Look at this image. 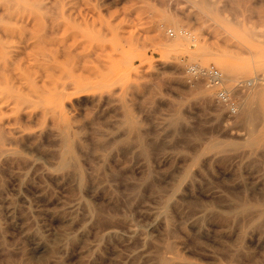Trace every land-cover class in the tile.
Returning <instances> with one entry per match:
<instances>
[{
	"label": "rangeland",
	"instance_id": "rangeland-1",
	"mask_svg": "<svg viewBox=\"0 0 264 264\" xmlns=\"http://www.w3.org/2000/svg\"><path fill=\"white\" fill-rule=\"evenodd\" d=\"M162 261L264 264V0H0V264Z\"/></svg>",
	"mask_w": 264,
	"mask_h": 264
},
{
	"label": "built area",
	"instance_id": "built-area-1",
	"mask_svg": "<svg viewBox=\"0 0 264 264\" xmlns=\"http://www.w3.org/2000/svg\"><path fill=\"white\" fill-rule=\"evenodd\" d=\"M166 34L169 37H174L176 34L189 35L190 31L186 28H180L178 31L167 29ZM190 79H200L205 82L207 87L215 89V101L225 107L229 114L236 115L239 105L236 93L253 85V81H238L233 88L227 87L224 81V75L213 64L201 66L197 63L188 64L185 68Z\"/></svg>",
	"mask_w": 264,
	"mask_h": 264
},
{
	"label": "bare ground",
	"instance_id": "bare-ground-1",
	"mask_svg": "<svg viewBox=\"0 0 264 264\" xmlns=\"http://www.w3.org/2000/svg\"><path fill=\"white\" fill-rule=\"evenodd\" d=\"M21 1H22V0H21ZM22 4H23V3H22ZM175 36H176V35H175ZM176 39H177V37H176ZM202 56H203V55H202ZM256 96H257V95H256ZM244 113H245V112H244ZM64 162H66V161H64ZM64 164H65V163H64ZM257 212H259V211L257 210ZM165 259H166V257H165ZM166 262H167V261H162L161 264H166Z\"/></svg>",
	"mask_w": 264,
	"mask_h": 264
}]
</instances>
